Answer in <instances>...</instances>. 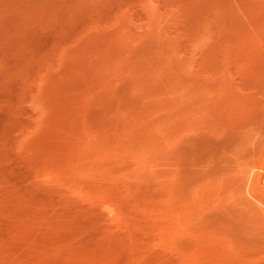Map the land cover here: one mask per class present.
Masks as SVG:
<instances>
[{"label": "rangeland", "instance_id": "1", "mask_svg": "<svg viewBox=\"0 0 264 264\" xmlns=\"http://www.w3.org/2000/svg\"><path fill=\"white\" fill-rule=\"evenodd\" d=\"M0 264H264V0H0Z\"/></svg>", "mask_w": 264, "mask_h": 264}]
</instances>
